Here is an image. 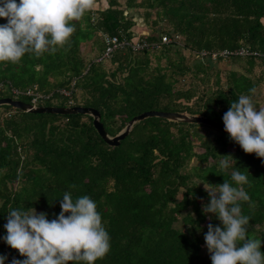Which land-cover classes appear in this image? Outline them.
<instances>
[{
  "label": "trees",
  "instance_id": "1",
  "mask_svg": "<svg viewBox=\"0 0 264 264\" xmlns=\"http://www.w3.org/2000/svg\"><path fill=\"white\" fill-rule=\"evenodd\" d=\"M99 2L106 4L72 22L74 34L55 54H26L18 64L0 63V98L32 103L33 95L21 91L33 89L49 95L39 105L94 107L111 136L151 109L203 115L222 124L241 95L252 96L259 109L264 0H94ZM133 12L150 25V33L138 34ZM6 23L0 18V25ZM104 34L146 39L151 45L126 46L97 60L105 50ZM164 34L180 39L163 43ZM89 42L92 52L96 49L92 57L83 49ZM240 47L259 54L211 56ZM1 109L8 111L0 117V255L8 257L5 264L13 257L25 259L3 240L10 207L35 208L51 221L61 212L59 199L66 191L74 201L89 196L109 233L110 251L95 264H212L204 235L209 223L222 224L202 212V204L210 202L202 183L219 185L226 179L237 186L220 170L221 155H232L234 168L248 176L243 188L255 207L240 202L242 215L251 218L248 235L262 241L264 253V159L245 153L229 134L203 123L147 117L112 146L91 115L33 113L8 104Z\"/></svg>",
  "mask_w": 264,
  "mask_h": 264
},
{
  "label": "clouds",
  "instance_id": "2",
  "mask_svg": "<svg viewBox=\"0 0 264 264\" xmlns=\"http://www.w3.org/2000/svg\"><path fill=\"white\" fill-rule=\"evenodd\" d=\"M93 8L94 0H0V18L7 20L0 25V63L18 64L26 54H55L74 34L72 22ZM249 91L255 94L256 89ZM223 123L230 139L245 153L264 159V107L257 109L252 96L241 95L231 102ZM221 156L220 170L237 186L226 179L219 185L202 183L210 200L202 204V212L209 219L214 214L222 224L209 223L204 235L212 264H264L262 241L249 237L251 218L241 210L240 202L255 207L243 188L248 176L234 168L232 155ZM59 200L61 212L51 221L48 213H38L35 208L10 207L3 240L25 257H13L11 264H95L109 253L110 236L96 203L89 196L74 201L69 191ZM7 260L0 255V264Z\"/></svg>",
  "mask_w": 264,
  "mask_h": 264
},
{
  "label": "water",
  "instance_id": "3",
  "mask_svg": "<svg viewBox=\"0 0 264 264\" xmlns=\"http://www.w3.org/2000/svg\"><path fill=\"white\" fill-rule=\"evenodd\" d=\"M5 104L11 105L23 111H28L33 113H61V114L83 113V114L91 115L93 117L94 126L98 131L99 135L103 138L105 142H107L112 146L119 145L121 140H123L130 133L133 125L136 122L141 121L147 117H162L172 120L184 121L188 123H203L215 129H218L223 133L228 134L225 131L224 124L203 115H191L184 112L151 109L134 116L128 122V124L123 130H121L117 135L111 136L109 135V133L105 129L103 122L101 121L100 111L94 107L83 106V105H74V106L34 105L32 103L13 97H1L0 106Z\"/></svg>",
  "mask_w": 264,
  "mask_h": 264
},
{
  "label": "built area",
  "instance_id": "4",
  "mask_svg": "<svg viewBox=\"0 0 264 264\" xmlns=\"http://www.w3.org/2000/svg\"><path fill=\"white\" fill-rule=\"evenodd\" d=\"M172 38H176V40L180 39L179 35H175V36H169L168 34H164L161 38V41L163 43H168L170 41H172ZM103 40L105 43V50L104 53L102 54V56L100 58H98L97 60H102L103 58H108L111 56V54L119 49V48H123L126 46H130L132 47L134 50H141L144 49L148 46H150L151 44L146 40H137L135 42L129 41L127 39H120L117 35H109V34H104L103 35ZM208 54L207 51H202L201 55L206 56ZM235 54V55H241V56H248V55H258L259 53L256 51H253L247 47H240L237 48L235 50H223V51H214L211 53V56L213 59H216L217 57L221 56L224 58L229 57L230 55ZM12 91L18 95L20 93L19 90L17 89H12ZM60 92H62L65 95H70L71 91L66 90V89H60ZM21 93L24 94H28V95H33V99H32V104L34 105H39V99L41 98H48L49 95H43L41 93H35L33 91V89H28L26 91H21Z\"/></svg>",
  "mask_w": 264,
  "mask_h": 264
},
{
  "label": "rangeland",
  "instance_id": "5",
  "mask_svg": "<svg viewBox=\"0 0 264 264\" xmlns=\"http://www.w3.org/2000/svg\"><path fill=\"white\" fill-rule=\"evenodd\" d=\"M101 4H102V6L103 5H105L104 3H101V2H99V3H97V4H94V6L95 7H98V6H101ZM136 16V20H137V26H136V31L138 32V34H140V33H149V32H151V30H150V25L149 24H147V22L145 21V19L144 18H142V17H140V15H138L137 14V12H133ZM263 21H264V18H263ZM144 31V32H143ZM145 33V34H146ZM91 48H93V46H92V44H91V42H89V43H84L83 44V49H85L84 51H87V52H89V53H87V56L88 57H92L94 54H95V52H96V49L92 52V50H91ZM91 51V52H90ZM221 66H222V68H226L225 66H223L222 64H221ZM228 67H231V66H227V68ZM233 68H235V69H239V66H237V65H234L233 66ZM225 76V72H223V77ZM223 81H225V78L222 80V82ZM257 100H258V103H259V108L260 107H264V85L262 84V85H260V88H259V90H258V92H257ZM53 103H55V104H57L58 102H53ZM7 112L8 111H5V110H3V109H1L0 110V117L1 116H4V114L5 115H8L7 114ZM211 127V126H210ZM210 127H208L207 129L210 131V132H216V130L215 129H213V128H210ZM193 163H198L196 160H194L193 161ZM181 196V195H180ZM177 225L178 226H182V224L181 223H177ZM206 250H207V248H206Z\"/></svg>",
  "mask_w": 264,
  "mask_h": 264
},
{
  "label": "crops",
  "instance_id": "6",
  "mask_svg": "<svg viewBox=\"0 0 264 264\" xmlns=\"http://www.w3.org/2000/svg\"><path fill=\"white\" fill-rule=\"evenodd\" d=\"M144 32V31H143ZM146 33V32H145ZM145 33H143V34H145ZM150 33V32H149ZM146 34H148V33H146Z\"/></svg>",
  "mask_w": 264,
  "mask_h": 264
}]
</instances>
